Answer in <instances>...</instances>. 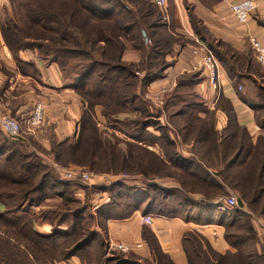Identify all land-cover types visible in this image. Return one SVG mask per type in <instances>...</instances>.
<instances>
[{
    "label": "trees",
    "instance_id": "1",
    "mask_svg": "<svg viewBox=\"0 0 264 264\" xmlns=\"http://www.w3.org/2000/svg\"><path fill=\"white\" fill-rule=\"evenodd\" d=\"M8 1L13 15H5L0 20V33L17 70L22 75L39 77L34 62L19 57L20 51L35 49L44 64L55 63L64 72V85L73 89L81 99L83 109L76 136L63 139L53 134L50 136V151L55 159L79 164L84 166L81 169L97 174L114 175L118 174L114 172L130 169L132 160L141 155L138 157L147 160L146 171L159 170L153 164L156 157L136 141L157 140L162 146L172 145L167 128L159 127L160 135L154 137L145 131L150 123L147 119L120 120L115 114L133 110L148 113L142 93L135 90V71L143 72L142 88L161 78L166 68L164 57L172 50L173 44L180 41L164 30L162 11L148 0ZM191 18L194 31L204 37L205 31L198 27V20ZM208 41L209 48L236 85L244 87L243 80H250L255 74L264 75L250 43L240 52L222 41L210 38ZM32 42L40 43L34 45ZM128 47L142 52L137 63L122 58ZM161 59L164 63H160ZM199 80L198 72L183 73L164 104L167 118L182 116L192 110L207 112L202 121L190 114L183 126L176 125L183 137L200 138L204 146V149L193 148L195 157L188 159L171 151L178 167L187 168L191 164L196 167L191 174L188 168L185 169L186 174H193L194 178H188L187 183L181 181L180 186L202 195L215 193L221 197L225 194L224 187L232 189L238 194L234 212L236 216L239 213L247 217V226L234 227L236 218L224 221V217L215 212L217 205L208 198L195 199L188 194L175 197L168 193L172 189L156 183L148 184L146 190L129 188L120 179L96 187L99 191L107 190L110 199L91 211L87 204H78L73 194L79 179H64L48 171L27 149L35 137L12 138L0 130V264H56L73 255L94 264H176L161 250L156 236L146 224H143L142 235L150 257H141L130 250H107L105 221L128 217L137 209L143 214L179 217L198 224L224 223L226 240L236 252L218 253L200 234L186 231L182 246L188 264H264V245H261L259 254L254 251L257 236L250 221L251 216L264 219V134L253 142L246 127L237 122L231 103L225 99L217 105L227 116L226 126L219 134L214 129L213 111L206 109L194 92L193 87ZM123 86L128 89L123 91ZM242 87L240 96L252 108L257 126L264 131V87H257L255 97ZM96 103L104 105V119L113 118L120 123V128L114 127L110 121H104L102 126L90 116ZM17 120L23 121L22 118ZM115 131L124 132L132 140L122 139ZM204 165L214 166V174L223 184L216 183L215 177L201 179L199 175L203 173ZM105 171L112 172L103 173ZM10 200L14 202L11 206ZM23 200L28 207L52 200H64L65 203L58 211L47 207L45 216L48 215L46 220L51 230L42 233L34 227L31 217L18 215V212H27ZM244 203L248 212L241 210ZM60 240L67 244L60 246Z\"/></svg>",
    "mask_w": 264,
    "mask_h": 264
},
{
    "label": "crops",
    "instance_id": "2",
    "mask_svg": "<svg viewBox=\"0 0 264 264\" xmlns=\"http://www.w3.org/2000/svg\"><path fill=\"white\" fill-rule=\"evenodd\" d=\"M232 1L234 0H170L164 9H160L165 21L164 30L171 33L174 37L179 38L180 41L175 42L172 46V50L166 54L165 60L169 63L164 69L162 77L149 83L145 88L146 90H143V92L140 90L137 92L142 93L143 99L147 102L146 99L148 98L145 96L146 93L150 94V91L160 87H167L173 90L177 85L178 78L183 73L198 72L200 80L195 84L193 89L200 97L199 99L202 101V105L206 109L213 111L212 119L214 121V129L220 134L226 126L227 116L225 112L217 106L221 99H225L231 103L237 122L246 127L252 141L255 142L260 134H264V131L257 126L255 113L252 108L242 100L239 93L240 90L238 89L240 85L235 84L233 79L228 76L225 68L219 63L220 85L218 90H213L207 79L205 70L200 66V55H193L191 52L192 48L197 45V40L208 45V38L229 44L240 52L248 47L249 35L256 37L264 44V0H253L256 4L255 11L244 25L238 24L235 21L229 9V4ZM191 17H195L198 20V27L204 29V37L194 31ZM125 53L126 54L123 56L125 59L134 60L132 58H136L137 60L140 57L139 52L134 53L132 51H126ZM19 57L24 61L34 62L39 70V77L37 79L29 75H22L17 70L12 54L4 44L0 34V108L6 110L17 119H23V117L28 115L32 107L31 103H19L15 105V108L12 110L9 104L14 102L15 99L21 98L29 101L30 99L28 100L27 95H31V97L32 95H34L33 97L38 96L42 99L44 106V122L41 126L39 136L36 139L47 141L50 144L51 134L55 135L58 139L75 137L79 130V120L83 109L78 94L70 87L64 85L61 71L55 63L44 64V62L37 57L35 52L28 50L20 51ZM260 66L264 71V65ZM4 67L8 68L9 72H12L16 79L14 77L9 78L5 75V72L2 70ZM5 83H7L6 86H4ZM17 83H20L21 87L16 90V93H13V84ZM20 89H26L28 92H17ZM172 90L169 91L168 95ZM175 105H177V103H175ZM172 110H175L174 105L172 106ZM206 113L207 112L204 111L192 110L182 116L170 115L172 117L167 118V114L161 111L159 112V109L156 113L148 111L147 114H142L137 110L122 112L119 117L120 120L147 119L150 121L145 131L154 137L160 135L161 130L159 127L164 126L167 128L173 144L162 146L157 140L136 141L140 147L151 152L154 157H156L153 164L154 167L159 168V170L150 171V169H148V171H146L145 164L147 160L145 157H143L144 160H142L139 158L142 156L138 155L139 157H136V163H134L130 169L123 170L124 172H122V174L109 175L92 172L94 175L89 182L94 183L95 187H97L99 185H108L111 181L120 179L121 183L126 187L138 188L141 190H146V188H144V183L148 182H155L157 184L164 183L167 185L180 184L181 181L186 183L189 182L188 179L185 181V178L180 179L179 177L185 176L191 178L193 174L191 176L189 174L187 175L185 169L188 168L190 173V171H194L196 167L193 164L189 165L187 168L178 167L177 163L173 160L174 158L171 155V151L182 155L186 159L191 157L194 158V150L196 148L204 149L202 145L203 140L187 134L186 137H183V134L176 129V125L183 126V121L188 120L190 114L199 121H202L206 119ZM99 120L102 121V118ZM115 133L118 134L116 131ZM119 133L122 139L126 141L132 140L131 137L124 132ZM69 165L76 167L77 164ZM204 166L205 169L203 173L199 175L201 179L209 180L215 177L216 183L223 184L220 177L215 176L214 166L213 168L208 165ZM218 167H221V165ZM175 176H178L179 179L175 178ZM224 188L225 190L227 189V187ZM76 193L79 197L83 196L85 189H78ZM189 193H191L195 199L208 198L213 201L214 204L221 198L215 193L209 196L204 193L203 195L201 193L199 194L198 192ZM90 195L92 196H90V201L97 205L96 209L102 204L107 203L110 199L107 190L99 191L96 189V192L92 190ZM215 212L217 215L221 214L222 217H224V221H233L239 216V213H237L236 216L233 207L219 208L216 206ZM145 214H150L153 217V223L146 226H148L156 236L161 250L167 253L176 264H188V259L182 246V236L186 231H195L200 234L209 246L218 253L236 252V248L231 246L226 240V228L224 223L198 224L193 221H185L179 217H166L152 213ZM142 215L144 214L141 212V209H137L128 217L107 219L104 223L107 238L105 242L108 244L107 250L109 249V243H123L129 247L130 251L137 255L145 258L150 257L149 248L142 235V229L144 227L143 224H140V217ZM263 220L264 219L255 216H251L250 219L251 225L257 236V242L254 244V251L258 254L261 252V243L264 241L263 230L259 226L263 225ZM49 228V225H45L43 230L49 232ZM232 230L235 231L234 228H232ZM137 244H140V246L137 247ZM56 264L94 263L91 260L86 262L80 256L73 255L65 260L56 262Z\"/></svg>",
    "mask_w": 264,
    "mask_h": 264
},
{
    "label": "rangeland",
    "instance_id": "3",
    "mask_svg": "<svg viewBox=\"0 0 264 264\" xmlns=\"http://www.w3.org/2000/svg\"><path fill=\"white\" fill-rule=\"evenodd\" d=\"M170 2V0H167V4ZM5 15H9V16H11V15H13V11H12V7H11V4H10V2L8 1V0H0V20H2L4 17H5ZM164 20V19H163ZM161 33H162V29H161ZM1 34V33H0ZM34 40V39H33ZM34 45L35 44H39L40 42H32ZM5 44V43H4ZM149 47H150V42L148 43V44H146V46H145V50L147 51V50H149ZM28 51H32V52H35L36 54H37V51L34 49V50H28ZM126 51H132V52H139L140 53V57H139V59H137L136 60V58H132V59H134V60H129V59H125L123 56H124V54H126L125 52ZM128 53V52H127ZM141 51H139V50H137V49H134V48H132V47H128V48H126L125 50H124V52H123V56H122V58L125 60V61H127V62H135V63H137L140 59H141ZM166 59V57H164V61H165V63H166V65H165V67L168 65V61H166L165 60ZM160 63H164L163 61H162V59L160 60ZM2 64H4V63H2ZM257 64H259V63H257ZM12 65V64H11ZM260 65V64H259ZM3 70V72H5L4 74L5 75H7L9 78H11V77H14L15 78V76H13V73L12 72H9V69L8 68H6V67H4V69H2ZM61 71V74H63L62 73V70H60ZM65 71H66V69H65ZM135 76H136V78L134 77V79H135V90L137 89V91L138 90H140V91H143V90H146L145 88L147 87V85L144 87V88H142L141 87V82H140V79L143 77V72H142V70H139V71H135ZM16 79V78H15ZM252 80V81H251ZM254 81V82H253ZM243 85H244V87H242L241 85H240V87H242V89L244 90L245 88H246V90L250 93V96L251 97H255V94L257 93V91H258V89H257V87L258 86H262V87H264V75H257V74H255V75H252V78L250 79V80H243ZM25 86V85H24ZM13 87H14V89H13V93H16V90L18 89V88H20L21 87V84L20 83H17V84H13ZM133 87H131L130 86V88L129 89H132ZM138 88H140V89H138ZM167 90H166V93L164 94L163 93V97H162V101H163V103H162V105L161 106H158V105H156V103L152 100V98H154L153 96H154V93H156L159 89H161V87L160 88H157L156 90H153V91H150V94L149 93H146L145 94V96L148 98V99H146L147 100V102H146V106H147V109H148V111H151V112H154V113H156V111H158V109H159V112L161 111V112H164L165 113V109H164V104H165V100H166V98H167V96H168V93H169V91L170 90H172V89H169V88H167V87H165ZM125 89L127 90L128 88L126 87V86H123V91H125ZM239 90H241V89H239ZM132 91H133V89H132ZM17 92H24V93H27L28 92V90H26V89H20V90H18ZM34 95H32V97H31V95H27V97H28V100L29 101H27L26 99H24V98H21V99H15V102H12V103H10L9 104V106L10 107H12L11 108V110L12 109H14L15 108V105H17V104H19V103H23V104H27V103H31V105H33V103L35 102V101H40L41 103H42V99L40 98V97H33ZM79 96V95H78ZM80 97V96H79ZM43 104V103H42ZM107 104L108 105H110V102L109 101H107ZM103 111H106V110H104V105H102V104H100V103H96L95 105H94V107H93V109H92V112L90 111V116L92 115V117L93 118H95V121L96 122H98L100 125H105V123H104V121H110L111 123H112V125L115 127H119L120 128V123H118V122H116V121H114L113 120V118H110L109 117V120L108 119H106V120H104L103 119V117L101 116L102 115V112ZM122 112H124V111H119L118 113H116L115 115L119 118L120 117V115H121V113ZM132 112V111H131ZM0 115H9V116H12L11 114H9L6 110H4V109H2V108H0ZM114 115V116H115ZM100 118H102V121H100L99 119ZM118 136H120V133H118L117 134ZM121 137V136H120ZM31 140H33V141H31V142H29V144H28V146H27V149L30 151V152H32V153H34V155H36V157H38L37 159H38V161H40V163L42 164V166L45 168V169H48V171H51V172H55V174H58L56 171H55V169H54V167H53V163H59V164H61V165H65V166H71V165H69V164H75V163H64V162H61V161H58V160H56L55 159V157H54V155H53V153L50 151V144L47 142V141H43V140H41V139H36L35 138V140L34 139H31ZM114 140V139H113ZM27 145V144H26ZM134 163H136V157L132 160V163H131V165L133 166V164ZM72 167V166H71ZM76 167H80V168H84V166H80L79 164H77L76 165ZM43 168V169H44ZM44 169V170H45ZM87 169V168H86ZM89 172H93V171H90V170H88ZM108 172H112V171H105V172H103V173H108ZM122 172H124L123 170L122 171H119V172H114V173H118V174H122ZM93 173H95V172H93ZM97 174V173H96ZM124 175H126L125 173H123ZM59 175V174H58ZM109 175H112V174H109ZM114 175H117V174H114ZM93 177V176H92ZM175 178H178V176H176ZM180 179H182V178H185L186 180L185 181H187V179L189 178V177H185V176H181V177H179ZM78 186L75 188V190L73 191V194H74V196L75 197H77L76 199L78 200L77 202H78V204H87L88 205V207L90 208V210L92 211H94L95 209H96V207H97V205L94 203V202H91L90 201V194H91V191L93 190V192H96V187H95V185H94V183H90L89 181H78ZM150 183H155V182H148V183H144V188H146L147 189V187H148V184H150ZM191 183V182H190ZM96 184V183H95ZM157 184V183H156ZM82 185H84L86 188H84V187H82ZM158 186H161V187H166V188H170V189H172L170 192H168L169 194H171V193H173L174 195H175V197L176 196H180V194H183V195H190L191 197H193V195H191V193H189V192H193V191H195L194 189H190V188H187V187H182V186H180V184H176V185H167V184H164V183H158ZM13 188H14V186H13ZM92 190H91V189ZM78 189H85V193H84V195L83 196H80L79 197V195L76 193V190H78ZM190 189V190H189ZM152 193H155L154 191H152ZM199 194H200V192H199ZM195 195V194H194ZM218 195V194H217ZM229 195H234L235 197H236V199H237V197H238V194H236V192L235 191H233L232 189H229V188H227L226 190H225V194L224 195H222V197L220 196V195H218V196H220L221 198H226L227 196H229ZM92 197V196H91ZM195 197V196H194ZM171 199L172 198H169L168 199V201H171ZM23 202V204H24V206L25 207H28L27 205H26V202H24V200L22 201ZM14 202L12 201V200H10V206L13 204ZM63 203H65V201L64 200H57V201H53L52 200V202H41L40 203V205H36V206H34V207H28L27 208V212H18V215H20V216H23V217H31V219H32V221H33V224H34V227L38 230V231H40V232H42V233H44L45 232V230H43V227L45 226V225H49L50 226V224L48 223V221L46 220V219H49V218H47L48 217V215H46L45 216V214H46V211L48 210V208L50 207V208H53V211H58L57 209H60V208H62L63 207ZM75 204H77V203H75ZM75 204H70L71 205V207H75L76 205ZM239 205V204H238ZM49 206V207H48ZM48 207V208H47ZM242 209V212H248L249 210H248V208H247V205L244 203L243 204V206L241 207ZM26 209V208H25ZM52 215H55V213H52ZM53 219V218H52ZM263 219V218H262ZM247 221H248V219H247V217L246 216H243V215H239L238 216V218H237V224H235V226L234 227H239V226H247ZM91 223V222H90ZM245 224V225H244ZM262 224L263 225H259L260 227H261V229L263 230L262 232H263V235H264V220H263V222H262ZM91 225V224H90ZM239 225V226H238ZM51 230V226H50V228H49V231ZM18 235V234H17ZM18 237H21L20 235H18ZM22 239V238H21ZM23 242H26V240L24 239L23 240ZM28 243V242H27ZM58 244L60 245V246H64V245H66L67 244V242H65V240H60L59 242H58ZM262 245H264V241L261 243ZM249 248H251V245L249 246ZM42 257V256H41Z\"/></svg>",
    "mask_w": 264,
    "mask_h": 264
},
{
    "label": "built area",
    "instance_id": "4",
    "mask_svg": "<svg viewBox=\"0 0 264 264\" xmlns=\"http://www.w3.org/2000/svg\"><path fill=\"white\" fill-rule=\"evenodd\" d=\"M159 9H164L167 5V0H148ZM256 4L253 0H234L230 2L229 9L238 24L244 25L248 22L251 14L255 11ZM248 41L255 52V59L260 65H264V44L256 37L249 35ZM193 55H200V66L205 70L207 79L213 90L219 88V62L209 46L204 42L197 40V45L191 50ZM240 89V86H238ZM166 88L161 87L152 100L156 105L161 106L163 101V93H166ZM44 122V106L40 101H35L28 115L19 121L9 115H0V130L7 136L12 138H20L26 135L38 138L41 126ZM55 171L61 178L64 179H79L80 181H89L94 175L92 172L83 170L79 167H71L53 163ZM219 208H232L237 206V199L234 195H229L226 198H220L215 203ZM153 217L150 214H144L140 217V224L151 225ZM264 227V226H263ZM137 247L140 244L136 245ZM109 248L119 249L121 251L129 250V247L123 243H109Z\"/></svg>",
    "mask_w": 264,
    "mask_h": 264
},
{
    "label": "water",
    "instance_id": "5",
    "mask_svg": "<svg viewBox=\"0 0 264 264\" xmlns=\"http://www.w3.org/2000/svg\"><path fill=\"white\" fill-rule=\"evenodd\" d=\"M142 34L144 35V31H142Z\"/></svg>",
    "mask_w": 264,
    "mask_h": 264
}]
</instances>
